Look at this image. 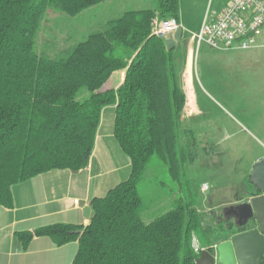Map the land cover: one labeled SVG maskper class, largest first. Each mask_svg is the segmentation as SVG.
I'll use <instances>...</instances> for the list:
<instances>
[{
  "label": "trees",
  "instance_id": "obj_1",
  "mask_svg": "<svg viewBox=\"0 0 264 264\" xmlns=\"http://www.w3.org/2000/svg\"><path fill=\"white\" fill-rule=\"evenodd\" d=\"M103 1L0 0V205L10 207L12 185L30 177L84 169L102 110L115 104L113 135L130 160L129 177L90 201L87 225L57 223L17 237L24 246L39 236L59 246L77 241L70 264H195L192 238L210 251L249 228L205 225L197 210L199 187L186 172L193 130L183 118L174 48L151 32L154 19H178V0L126 10L55 54L37 49L48 14L76 16ZM119 70L125 74L118 88L97 92ZM159 164L177 189L168 207L144 222L142 185L153 182ZM244 186L239 201L255 193L248 178Z\"/></svg>",
  "mask_w": 264,
  "mask_h": 264
},
{
  "label": "rangeland",
  "instance_id": "obj_2",
  "mask_svg": "<svg viewBox=\"0 0 264 264\" xmlns=\"http://www.w3.org/2000/svg\"><path fill=\"white\" fill-rule=\"evenodd\" d=\"M150 2L104 0L76 16L50 13L37 37V49L55 54L64 46L84 38L100 23L126 10L146 8ZM221 2L207 0L203 6L206 11H211L215 4ZM189 15L186 20L192 29H196L199 17ZM259 53L215 49L205 41L198 42L194 48L193 77L199 112L190 119L183 113L186 126L193 130L186 139L189 152L194 154L186 172L194 187H199L197 210L202 214L203 224L211 227L222 223L225 230L227 222L234 224V218L226 219L223 211L239 202L237 196L244 191L251 166L264 152V138L235 113L238 106L234 104L237 81L264 74V48ZM256 58L261 59L259 65L253 62ZM153 176L152 183L147 178L142 185L143 195L148 201L141 216L144 222L163 212L169 205V194L177 189L163 165H158ZM216 236L217 233L213 234L214 238Z\"/></svg>",
  "mask_w": 264,
  "mask_h": 264
},
{
  "label": "crops",
  "instance_id": "obj_3",
  "mask_svg": "<svg viewBox=\"0 0 264 264\" xmlns=\"http://www.w3.org/2000/svg\"><path fill=\"white\" fill-rule=\"evenodd\" d=\"M148 7H153L150 0ZM207 0H178V22L182 28L180 40L173 49L177 84L185 95L184 112L193 118L199 112L193 77L194 35L204 19L218 15L228 0H221L206 11ZM205 10V14H204ZM189 14L199 17L196 29L186 20ZM167 38V37H165ZM263 48L250 49L254 55ZM257 65L261 59H253ZM125 71H114L97 92L116 90ZM261 107H258L259 104ZM235 113L246 120L264 138V74L242 78L234 85ZM248 105V106H247ZM115 104L103 108L88 165L79 171L54 169L30 177L11 187L12 205H0V264H70L78 249L77 241L56 245L47 236L33 237L26 246L18 232L65 223L87 225L91 215L90 201L104 196L109 189L126 180L131 172L130 160L113 135ZM240 122V121H239ZM242 123V122H241ZM264 158V152L254 160ZM252 167V166H251ZM89 206V216L83 214L79 202Z\"/></svg>",
  "mask_w": 264,
  "mask_h": 264
},
{
  "label": "water",
  "instance_id": "obj_4",
  "mask_svg": "<svg viewBox=\"0 0 264 264\" xmlns=\"http://www.w3.org/2000/svg\"><path fill=\"white\" fill-rule=\"evenodd\" d=\"M182 28H177L165 39L167 50H172L180 40ZM248 181L255 193L246 201L230 205L224 210L227 217L234 218L237 228H249L216 244L212 252L202 250L195 264H214V255L219 264H263L264 259V158L253 163ZM79 206L84 216H89V206L81 200Z\"/></svg>",
  "mask_w": 264,
  "mask_h": 264
},
{
  "label": "built area",
  "instance_id": "obj_5",
  "mask_svg": "<svg viewBox=\"0 0 264 264\" xmlns=\"http://www.w3.org/2000/svg\"><path fill=\"white\" fill-rule=\"evenodd\" d=\"M178 19H154L151 32L165 38L179 28ZM196 42L205 41L215 49L250 50L264 48V0H228L220 13L212 19L204 17ZM192 247L199 255L204 250L196 238H192ZM216 249L212 245L210 252ZM217 254L214 255L215 262Z\"/></svg>",
  "mask_w": 264,
  "mask_h": 264
},
{
  "label": "flooded vegetation",
  "instance_id": "obj_6",
  "mask_svg": "<svg viewBox=\"0 0 264 264\" xmlns=\"http://www.w3.org/2000/svg\"><path fill=\"white\" fill-rule=\"evenodd\" d=\"M249 198V197H248ZM247 199H242V200H240L239 202H242V201H246ZM239 202H237V203H239ZM223 216L226 218V219H228V218H230V217H227V215H226V211L224 210L223 211Z\"/></svg>",
  "mask_w": 264,
  "mask_h": 264
}]
</instances>
